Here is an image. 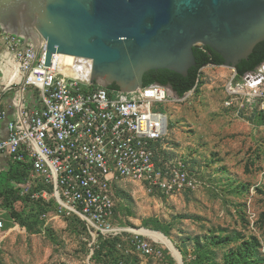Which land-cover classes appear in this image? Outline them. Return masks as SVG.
<instances>
[{"label": "rangeland", "instance_id": "rangeland-1", "mask_svg": "<svg viewBox=\"0 0 264 264\" xmlns=\"http://www.w3.org/2000/svg\"><path fill=\"white\" fill-rule=\"evenodd\" d=\"M234 78L233 68L207 65L197 89L164 105L166 153L185 159L199 183L167 194L133 179L115 182L113 224L122 231L123 250L111 247L96 257L102 238L95 239L79 218L57 217L47 207L42 219L34 216L41 205L24 199L14 203L27 221L22 225L6 202V184L0 264H179L176 248L184 264H228L245 241L252 243L246 264H264V119L226 105ZM137 238L161 255L142 252Z\"/></svg>", "mask_w": 264, "mask_h": 264}, {"label": "built area", "instance_id": "built-area-1", "mask_svg": "<svg viewBox=\"0 0 264 264\" xmlns=\"http://www.w3.org/2000/svg\"><path fill=\"white\" fill-rule=\"evenodd\" d=\"M0 32L23 74L22 89L38 90L36 107L10 119L7 135L0 137V174L12 163L31 168L24 181L10 183L21 196L51 205L57 217L78 216L96 239L122 234L113 224V185L119 179L167 194L197 187L199 181L185 159L166 153L169 124L163 108L182 98L171 86L152 83L131 93L94 87L56 73L59 54L46 66V42L22 48V36L1 25ZM226 98V105L238 113L250 111L264 118V74L238 90L231 87ZM6 116L0 111V121ZM47 217V211L40 215ZM3 227L0 217V230ZM134 244L146 254L161 255L147 240L137 238ZM117 246L123 250L124 244Z\"/></svg>", "mask_w": 264, "mask_h": 264}, {"label": "water", "instance_id": "water-1", "mask_svg": "<svg viewBox=\"0 0 264 264\" xmlns=\"http://www.w3.org/2000/svg\"><path fill=\"white\" fill-rule=\"evenodd\" d=\"M0 25L24 38L22 48L46 42V66L59 54L56 73L131 93L150 70L187 76L197 65L196 45L236 70L264 41V0H0ZM263 73L264 63L235 76L232 87Z\"/></svg>", "mask_w": 264, "mask_h": 264}, {"label": "trees", "instance_id": "trees-1", "mask_svg": "<svg viewBox=\"0 0 264 264\" xmlns=\"http://www.w3.org/2000/svg\"><path fill=\"white\" fill-rule=\"evenodd\" d=\"M194 53H195L197 65L189 69L187 76H184L169 69L150 70L146 72L144 75L145 85H149L152 83L168 85L174 89V91L177 93L179 97H183L186 93L198 88L199 80L201 76V70L203 67L211 64L213 65L224 64V58L207 45H196L194 47ZM262 63H264V41L258 43L255 46L253 52L250 54L248 59L242 60L237 65L236 78L241 79L243 75H245L247 72L255 71L257 67H259ZM94 87H97V85H95ZM118 89H119L118 86L115 84L108 88L109 91L118 90ZM252 116L255 117L256 113H254ZM260 117L264 119L262 115H260ZM30 170L31 168L28 164L12 163L9 170L0 174V198H4L3 187L7 184L10 188H9V195L5 197L8 198V201L6 202L7 204H9L10 211L12 212V214L24 226L27 225V221H25V219L22 218V213L19 211V208L14 205V203L24 199L29 202H35L40 204L41 205L40 209L37 210V213L34 215L37 217H40V215L43 212H46L47 207H52L51 205L43 204L41 201L36 202V201H32L29 197L21 196L17 190L13 189L10 186V183L13 180L18 182L24 181L26 177L30 174ZM75 217L79 218L78 216ZM80 220L85 224V222L82 219ZM101 238L102 240L95 247L94 254L96 257L99 254L103 253V251H106L105 254H108L110 252L111 247L113 249L116 248V250H119L117 244L121 242V236H110L106 238L105 237H101ZM251 244H252L251 242L245 241L243 246L239 248L237 254H235L236 257L229 260L231 262L228 264H242V261L246 264L249 261V257H251L250 256L251 254L250 250H252V248L250 247ZM108 245H109V249H107ZM244 247L246 250H243ZM237 257L241 258L240 261H238V263L236 261L233 262L232 260L236 259ZM197 264H204V263L198 261Z\"/></svg>", "mask_w": 264, "mask_h": 264}, {"label": "crops", "instance_id": "crops-1", "mask_svg": "<svg viewBox=\"0 0 264 264\" xmlns=\"http://www.w3.org/2000/svg\"><path fill=\"white\" fill-rule=\"evenodd\" d=\"M22 75L14 54L0 32V111L4 110L7 114L0 121V137L7 135V122L10 119H18L37 105L38 90L33 87L22 89L19 83Z\"/></svg>", "mask_w": 264, "mask_h": 264}, {"label": "bare ground", "instance_id": "bare-ground-1", "mask_svg": "<svg viewBox=\"0 0 264 264\" xmlns=\"http://www.w3.org/2000/svg\"><path fill=\"white\" fill-rule=\"evenodd\" d=\"M264 74V73H263ZM133 229V228H132ZM134 230V229H133ZM135 231V230H134ZM142 232H144V231H142ZM142 232H141V234H142ZM138 233V232H137ZM159 238H162V237H159Z\"/></svg>", "mask_w": 264, "mask_h": 264}]
</instances>
